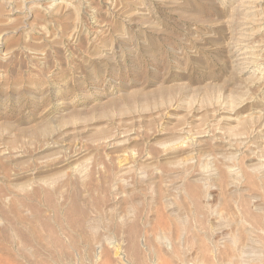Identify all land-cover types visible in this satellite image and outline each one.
Segmentation results:
<instances>
[{
  "label": "rangeland",
  "instance_id": "rangeland-1",
  "mask_svg": "<svg viewBox=\"0 0 264 264\" xmlns=\"http://www.w3.org/2000/svg\"><path fill=\"white\" fill-rule=\"evenodd\" d=\"M250 2L0 0V264H264Z\"/></svg>",
  "mask_w": 264,
  "mask_h": 264
},
{
  "label": "bare ground",
  "instance_id": "bare-ground-1",
  "mask_svg": "<svg viewBox=\"0 0 264 264\" xmlns=\"http://www.w3.org/2000/svg\"><path fill=\"white\" fill-rule=\"evenodd\" d=\"M247 1H248V0H247ZM249 2H250V0H249ZM246 3H247V2H246ZM246 3H245L244 5H246ZM261 3H262V0H251V2H250V5H251V6H249V7H250V9L252 10V13H253L254 15H256V13L259 12V11L261 10V8H263L262 5H261ZM247 7H248V6H247ZM248 9H249V8H248ZM248 11H249V10H248ZM261 12H262V11H261ZM252 13H251V14H252ZM259 13H260V12H259ZM263 13H264V12H263ZM248 14H249V13H248ZM248 14H247V15H248ZM261 14H262V13H261ZM253 17H254V16H253ZM258 17H259V16H258ZM247 19H248V18H247ZM251 19H252V18H251ZM248 20H249V19H248ZM248 20H247V21H248ZM253 20H254V18H253ZM253 20H252V21H253ZM259 20H260V17H259ZM253 22H254V21H253ZM258 22H259V21H258ZM246 23H247V22H246ZM249 23H252V22H249ZM249 23H248V24H249ZM259 23H260V22H259ZM262 23H263V22H262ZM254 24H255V23H254ZM257 25H258V24H257ZM262 25H263V24H262ZM253 26H254V25H253ZM258 27H260V26H258ZM261 27H262V26H261ZM261 27H260V28H261ZM255 28H256V26H255ZM256 29H257V28H256ZM258 29H259V28H258ZM252 31H254V29H253ZM258 31H259V30H258ZM261 31H262V30H261ZM250 32H251V31H250ZM255 32H256V31H254V33H255ZM259 32H260V31H259ZM263 45H264V44H263ZM249 47H250V46H249ZM252 47H253V46H252ZM254 48H255V47H254ZM262 48H263V47H262ZM243 49H244V48H243ZM243 49H242V50H243ZM245 49H246V47H245ZM245 49H244V50H245ZM247 50H249V49H247ZM256 50H257V48L255 49V51H256ZM251 51H252V50H251ZM251 51H250V53H251ZM253 51H254V50H253ZM263 51H264V50H263ZM247 54H248V53H247ZM251 56L254 57L253 54H252ZM253 57H252V58H253ZM260 57H261V56H260ZM254 58H255V57H254ZM247 59H248V58H247ZM260 59H261V58H260ZM248 61H249V60H247L246 62H248ZM258 61H259V60H258ZM250 62H251V61H250ZM251 65H252V63H251ZM245 122H246V120H245ZM242 123H243V122H242ZM246 123H247V122H246ZM243 124H244V123H243ZM238 125H239V124H237V126H238ZM241 125H242V124H241ZM237 126H236V127H237ZM237 128H238V127H237ZM230 131H231V130H230ZM236 131H237V130H236ZM234 133H235V130H234ZM235 135H236V134H235ZM210 136H211V135H210ZM236 136H237V135H236ZM240 137H241V136H240ZM184 138H185V137H184ZM184 138H183V139H184ZM234 139H235V138H234ZM181 140H182V139H181ZM229 140H231V139H229ZM180 142H182V141H180ZM183 142H184V141H183ZM227 142H228V141H227ZM242 142H243V141H242ZM185 143H186V142H185ZM244 143H245V142H244ZM247 165H248V164H247ZM250 166H251V165H249V167H250ZM251 167H252V166H251ZM255 167H256V166H255ZM251 170H253V169H251ZM255 170H256V168H255ZM77 173H78V172H77ZM77 173H75V174H77ZM78 175H79V173H78ZM80 175H81V177H82V174H80ZM70 176H71V175H70ZM72 176H73V175H72ZM261 176H262V175H261ZM73 177H74V176H73ZM73 177H72V179H74ZM83 178H84V177H83ZM260 178H264V176H263V177H260ZM75 179H76V177H75ZM80 179H81V178H80ZM76 180H77V179H76ZM82 180H83V179H82ZM200 180H201V179H200ZM77 181H79V180H77ZM80 181H81V180H80ZM83 181L85 182L86 179L84 178ZM83 181H82V182H83ZM71 182H72V181H71ZM67 183H68V182H67ZM78 183H79V182H78ZM78 183H77V184H78ZM85 183L87 184V182H85ZM72 184H73V183H72ZM75 184H76V183H75ZM82 184H83V183H82ZM89 184H90V183H89ZM79 185H81V183H80ZM68 186H70V185H68ZM85 187H87V186H84V188H85ZM92 187H93V186H91V188H92ZM89 190H90V189H89ZM94 190H95V189H94ZM87 191H88V190H87ZM91 191H92V189H91ZM74 192H75V191H74ZM75 194H77V193H75ZM75 194H74V195H75ZM75 197H76V196H75ZM0 198H1V197H0ZM76 198H77V197H76ZM79 198H80V197H79ZM70 199H71V198H70ZM83 199H84V198H83ZM77 200H78V199H77ZM81 201H82V200H81ZM2 202H3V201H2ZM2 202H0V203L2 204ZM77 202H78V201H77ZM77 202L74 201L73 204L69 203V204H71V206H72V208H70V205L68 204L69 209H71V210H72V209L76 210L77 208L79 209V207L77 206ZM1 204H0V205H1ZM12 204H13V203H11V204L9 205V206L11 207V209H12V206H13ZM78 204L80 205V202H78ZM11 205H12V206H11ZM14 205L17 207V205H16L15 203H14ZM81 205H82V204H81ZM3 206H4V205H3ZM6 206H7V205H6ZM96 206H97V205H96ZM4 207H5V206H4ZM10 207H9V208H10ZM81 207H83V205H82ZM0 208H1V207H0ZM13 208H14V206H13ZM84 208H85V207H84ZM11 209H10V210H11ZM16 210H17V209H16ZM84 210H85V209H84ZM3 211H4V209H3ZM18 211H19V210H18ZM7 212H8V211H7ZM9 212H10V211H9ZM65 212H68V211H64V214H65ZM71 212L73 213V211H71ZM76 212H77V214L79 213V215L81 216V220L83 221L82 223H83L84 225L86 224L87 229H88V228L94 229V226H93V225L95 224L96 221L98 222L99 220H96V221L94 222V224L92 223V224H93V225H92V224H90V222H91L92 220H95V219H94L95 217L92 218V220H91L90 222H87L88 220H87V221H86V220L84 221L83 219H84V218L87 219L86 216H88V215H85V213H84L82 210H76ZM69 213H70V211H69ZM2 214H3V213H2ZM5 214H6V213H5ZM18 214H19V213H18ZM64 214H63V215H64ZM77 214L75 213L74 215L76 216ZM92 214H94V213H92ZM16 215H17V214H16ZM67 215H68V214H67ZM3 216H4V215H3ZM3 216H1V217H3ZM9 216H10V215H9ZM9 216H8V217H9ZM19 216H20V215H19ZM65 216H66V215H65ZM69 216H70V215H69ZM69 216H66V217L68 218ZM89 216H90V215H89ZM89 216H88V219H89ZM4 217H5V216H4ZM12 217H14L15 219L18 218L17 216H16V217H15V216H12ZM21 217H22V216H21ZM21 217H20V218H21ZM92 217H93V216H92ZM6 218H7V216L5 217V219H6ZM8 219H9V218H8ZM12 219H13V218H12ZM23 219H25V218L22 217V220H23ZM64 219H65V218H64ZM97 219H98V218H97ZM19 220H20V219L18 218V221H19ZM73 220H75V219H73ZM73 220H72V221H73ZM15 221H17V220H15ZM15 221H14V222H15ZM23 221H24V220H23ZM43 221H45V220H43ZM46 221H48V220H46ZM65 221H67V224H68V225L71 223V222L68 223L69 220H65ZM78 221H79V220H78ZM8 222H9V221H8ZM20 222H22V221L20 220ZM75 222H77V221H75ZM79 222H80V221H79ZM79 222H78V224L81 225V224H80L81 222H80V223H79ZM97 222H96V224H98ZM15 223H16V222H15ZM17 223H18V222H17ZM17 223H16V224H17ZM46 223H47V222H46ZM46 223H45V224H46ZM73 223H74V221H73ZM21 224H23V223H20V225H21ZM43 224H44V222H43ZM45 224H44V225H45ZM65 224H66V223H65ZM78 224H77V226H78ZM46 225H47V224H46ZM46 225H45V226H46ZM70 225H71V224H70ZM70 225H69V226H70ZM74 225H75V224H74ZM74 225L72 224V226H74ZM91 225H92V226H91ZM112 225H113V224H112ZM112 225H111V226H112ZM72 226H71V228H72ZM90 226H91V227H90ZM96 226H97V225H96ZM96 226H95V227H96ZM111 226H110V227H111ZM14 227H15V226H14ZM81 227L83 228L82 225H81ZM75 228H76V227H75ZM4 229H5V228H4ZM9 229H10V228H9ZM80 229H81V228H80ZM84 229H85V228H84ZM84 229H83V230L81 229L82 232L84 231ZM76 230H77V231L79 230L78 227H77ZM2 231H6V229H5V230L2 229ZM21 231H22V230H21ZM88 231H90V230H88ZM91 231H92V230H91ZM6 232H7V231H6ZM16 233H17V232H16ZM25 233H26V232H25ZM4 234H5V233H4ZM22 234H23V233H22ZM0 235L2 236V234H0ZM3 236H5V235H3ZM22 236H23V235H21V233H20V237L24 239V236H23V237H22ZM26 236H28V235L26 234ZM17 237H18V236H17ZM28 237H29V236H28ZM18 238H19V237H18ZM0 239H1V237H0ZM2 239H3V238H2ZM85 239H86V238H85ZM88 239H89V238H88ZM102 239H104V241L106 240V238H102ZM13 240H14V239H13ZM19 240H20V239H19ZM20 241H21V240H20ZM87 241H88V240L86 239V242H87ZM89 241H90V240H89ZM89 241H88V242H89ZM2 242L4 243V241H2ZM21 242H22V241H21ZM29 242H30V241H29ZM105 242H106V241H105ZM5 243H6V242H5ZM7 243H8V241H7ZM99 243H100V244H99ZM101 243H102V242H98L99 245H101ZM22 244H23V243H22ZM89 244H90V243H89ZM98 244H97V248H98ZM25 245H26V244H25ZM27 245H29V244H27ZM254 245H255V244H254ZM0 247H3V246L0 245ZM4 247H5V246H4ZM4 247H3V248H4ZM6 247H7V245H6ZM6 247H5L4 249L7 250ZM94 247L96 248V246H94ZM101 247H103V246H101ZM249 247H250V246H249ZM251 247H252V245H251ZM251 247H250V248H251ZM252 248H255V247H252ZM4 249H3V250H4ZM8 249H9V248H8ZM99 249H100V248H99ZM93 250H94V248H93ZM101 250H102L103 252L106 251V250L104 251L103 248L100 249V251H101ZM106 252H107V251H106ZM2 253H3V251H2ZM3 254H5V251H4ZM8 254H9V253H8ZM134 254H136V253H134ZM9 255H10V254H9ZM93 256H94V259H96V261L98 262V263H97V262H96V263L99 264V262L101 261V259H102V257H103L104 255L102 256V255L99 254V253H97V255H96V254L94 253ZM100 256H101V257H100ZM124 256H125V255H124ZM105 257H106V256H105ZM3 258H4V257H3ZM0 259H1V258H0ZM6 259H7V258H6ZM122 259H123V261H124L126 264H131V263L133 264V262H131L132 260L129 261L128 257H126V258L124 257V258H122ZM1 260H2V259H1ZM5 262H6V261H5ZM102 262H103V260H102ZM102 262H101V263H102ZM130 262H131V263H130ZM1 263H2V262H1ZM101 263H100V264H101ZM7 264H8V263H7Z\"/></svg>",
  "mask_w": 264,
  "mask_h": 264
}]
</instances>
